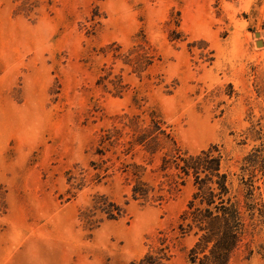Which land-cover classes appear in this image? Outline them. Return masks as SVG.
I'll return each mask as SVG.
<instances>
[{
    "label": "rangeland",
    "instance_id": "obj_1",
    "mask_svg": "<svg viewBox=\"0 0 264 264\" xmlns=\"http://www.w3.org/2000/svg\"><path fill=\"white\" fill-rule=\"evenodd\" d=\"M152 119L154 154L101 144ZM208 149L244 199L229 264H264V0H0V264H138L164 245L197 264L203 231L179 229L194 176L159 167ZM122 162L166 199H134Z\"/></svg>",
    "mask_w": 264,
    "mask_h": 264
},
{
    "label": "trees",
    "instance_id": "obj_2",
    "mask_svg": "<svg viewBox=\"0 0 264 264\" xmlns=\"http://www.w3.org/2000/svg\"><path fill=\"white\" fill-rule=\"evenodd\" d=\"M130 139L123 140L121 129L107 130L101 137V144L108 141L110 145L119 144L120 152L129 154L136 146H141L145 152L154 154L159 150V136L164 135L158 120L152 119L149 125H138L137 121H132ZM166 136H169L166 134ZM103 153V152H102ZM220 155L213 156L212 150H202L198 154H188L183 156L176 153L169 160L162 157L160 170L167 173V169L175 167L181 170L184 175L194 176V184L197 190L192 194L187 204V208L180 215L181 222L179 229L181 233H187L194 227L198 231H203L199 241L190 250V260L197 264H229L232 251L237 248L241 237L245 231V222L242 219L241 206L243 200L238 196H231L227 185V176L220 172ZM123 163V171L133 180L132 197L145 201H162L166 199L164 193V182L158 187L150 185L143 180L145 167L137 163ZM152 171H156L153 169ZM169 174H165L168 176ZM178 176L180 177L179 173ZM127 177V178H128ZM166 191L171 193L177 187V180L172 179L167 182ZM184 184V182H182ZM252 184H250V187ZM252 190L245 194V199L252 197ZM225 195H229L226 198ZM236 197V198H235ZM101 198V200L99 199ZM245 204L248 203L245 200ZM93 207L106 213L108 219H117L124 215L125 209L113 201H108L106 197L97 195ZM253 207V205H248ZM92 215V214H91ZM88 221V220H87ZM196 231L195 233H198ZM165 240V239H163ZM209 254L203 257L198 256V252H204L208 247ZM165 246V247H164ZM159 248V255L152 253L145 254L138 264H172L168 261L170 255L162 252L167 249L166 245ZM167 261H162V260ZM137 264V263H133Z\"/></svg>",
    "mask_w": 264,
    "mask_h": 264
},
{
    "label": "water",
    "instance_id": "obj_3",
    "mask_svg": "<svg viewBox=\"0 0 264 264\" xmlns=\"http://www.w3.org/2000/svg\"><path fill=\"white\" fill-rule=\"evenodd\" d=\"M256 35L258 36L259 34H258V33H256Z\"/></svg>",
    "mask_w": 264,
    "mask_h": 264
}]
</instances>
